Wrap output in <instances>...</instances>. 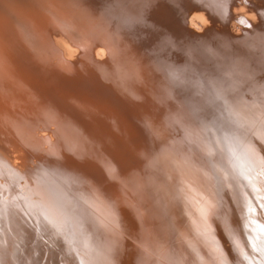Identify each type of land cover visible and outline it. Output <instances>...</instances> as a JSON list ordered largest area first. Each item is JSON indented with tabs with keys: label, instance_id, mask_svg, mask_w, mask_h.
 <instances>
[{
	"label": "rangeland",
	"instance_id": "rangeland-1",
	"mask_svg": "<svg viewBox=\"0 0 264 264\" xmlns=\"http://www.w3.org/2000/svg\"><path fill=\"white\" fill-rule=\"evenodd\" d=\"M263 65L264 0H0V264H264ZM118 88L126 94L120 107H131L137 115L134 122L133 117L124 121L137 126L138 143L131 150L138 151L137 157L119 151L125 166L115 186L124 192L125 179H131L135 188L125 190L132 196L124 192L127 197H114L109 204L100 191L107 180H94L89 203L79 192L87 184L82 172L104 163L92 154L96 148L88 143L89 133L78 130L82 122L67 120L79 112L83 93L114 104ZM102 107L89 105L88 115H103ZM63 108L68 112L56 118ZM62 123L73 125L72 131ZM125 139L124 148L130 145ZM43 195L53 204L44 205ZM92 202L99 213L92 212ZM111 210L119 212L117 217L110 218ZM71 215L87 224L80 221V228Z\"/></svg>",
	"mask_w": 264,
	"mask_h": 264
},
{
	"label": "bare ground",
	"instance_id": "bare-ground-1",
	"mask_svg": "<svg viewBox=\"0 0 264 264\" xmlns=\"http://www.w3.org/2000/svg\"><path fill=\"white\" fill-rule=\"evenodd\" d=\"M111 1H112V0H111ZM99 3H100V2H99ZM128 4H129V3H128ZM237 11H238V10H237ZM235 12H236V11H235ZM47 13H48V12H47ZM100 14H101V13H100ZM100 14H99V15H100ZM102 14H103V13H102ZM102 14H101V15H102ZM245 14H246V13H245ZM101 15H100V16H101ZM243 15H244V14H243ZM102 16H104V15H102ZM93 17H94V16H93ZM109 17H110V16H109ZM139 17H140V16H139ZM103 18H105V16H104ZM111 18H112V16H111ZM114 18H115V17H114ZM88 19H90V18H88ZM98 19H99V18H98ZM112 19H113V18H112ZM253 19H254V18H253ZM253 19H252V20H253ZM83 20H84V19H83ZM94 20L97 21V19H94ZM175 20H176V19H175ZM87 21H88V20H87ZM102 21H103V20H102ZM92 22H93V20H92ZM99 22H100V21H99ZM93 23H94V22H93ZM89 25H90V24H89ZM92 26H93V25H92ZM89 27H90V26H89ZM106 28H107V27H106ZM261 28H262V27H261ZM92 29H93V28H92ZM92 31H93V30H92ZM222 31H223V30H222ZM108 32H109V30H108ZM262 32H263V31H262ZM97 34H98V33H97ZM223 34H224V33H223ZM254 34H255V33H254ZM109 35H110V34H109ZM122 35H123V34H122ZM124 35H125V34H124ZM219 35H220V34H219ZM225 35H226V34H225ZM259 35H260V33H259ZM125 36H126V38L128 37L127 34H126ZM222 36H223V35H222ZM114 37H115V36H114ZM118 37H119V36H118ZM63 38H64V37H63ZM122 38H123V37H122ZM130 38H131V37H130ZM201 38H202V37H201ZM201 38H200L199 40H201ZM211 38H213V37H211ZM217 38H219V37H217ZM120 39H121V38H120ZM123 39H125V38H123ZM220 39H221V38H220ZM106 40H107V39H106ZM62 41H63V40H62ZM179 41H180V40H179ZM196 41H197V40H196ZM213 41H214V40H213ZM65 42H66V41H65ZM65 42H64V43H65ZM185 42H186V41H185ZM192 42H193V41H192ZM55 43H56V42H55ZM64 43H63V44H64ZM107 43H108V42H107ZM199 43H200V42H199ZM201 43H202V41H201ZM217 43H218V42H217ZM61 44H62V43H61ZM87 44H88V43H87ZM118 44H119V43H118ZM203 44H204V43H203ZM212 44H213V43H212ZM215 44H216V43H215ZM111 45H112V44H111ZM112 46H114V45H112ZM191 46H192V45H191ZM117 47H118V46H117ZM194 47L197 48V46H195V45H194ZM198 47H199V46H198ZM204 47H205V44H204ZM208 47H209V46H208ZM212 47H213V46H212ZM71 48H72V47H71ZM113 48H114V47H113ZM5 49H6V48H5ZM66 49H67V48H66ZM72 49H73V48H72ZM202 49H203V48H202ZM202 49H201V50H202ZM212 49H214V48H212ZM187 50H188V49H187ZM196 50H197V49H196ZM204 50H205V49H204ZM207 50H209V49H207ZM210 50H211V49H210ZM214 50H215V49H214ZM156 51H157V50H156ZM191 51H192V50H191ZM187 52H188V51H187ZM71 53H72V52H71ZM160 53H161V52H160ZM198 53H199V52H198ZM210 53H211V52H210ZM59 54H60V53H59ZM196 54H197V53H196ZM198 55H199V54H198ZM199 56H200V55H199ZM206 56H208V54H207ZM209 56H210V55H209ZM60 57H61V56H60ZM122 57H123V56H122ZM181 57H182V56H181ZM164 58H165V57H164ZM201 58H202V57H201ZM254 58H255V57H254ZM86 59H87V58H86ZM199 59H200V58H199ZM66 60H67V59H66ZM89 60H90V59H89ZM162 60H163V59H162ZM200 60H201V59H200ZM202 60H203V59H202ZM87 61H88V60H87ZM89 62H90V61H89ZM162 62H163V61H162ZM164 62H165V60H164ZM206 62H207V61H206ZM104 63H105V62H104ZM190 63H191V62H190ZM262 63H263V61H262ZM100 64H101V63H100ZM150 64H151V63H150ZM167 64H168V63H167ZM184 64H185V63H184ZM197 64H199V63H197ZM204 64H205V63H204ZM89 65H90V64H89ZM169 65H170V63H169ZM179 65H180V64H179ZM181 65H183V64H181ZM92 66H93V65H92ZM104 66H105V65H104ZM133 66H134V65H133ZM189 66H190V65H189ZM260 66H261V65H260ZM263 66H264V65H263ZM99 67H102V66H99ZM129 67H130V66H129ZM131 67H132V66H131ZM131 67H130V68H131ZM173 67H174V66H173ZM58 68H59V67H58ZM189 68H190V67H189ZM96 69H97V68H96ZM132 69H133V68H132ZM154 69H155V68H154ZM203 69H204V68H203ZM106 70H107V69H106ZM207 70H208V69H207ZM128 71H131V70H128ZM87 72H88V71H87ZM105 72H106V71H105ZM116 72H117V71H116ZM201 72H202V69H201ZM203 72H204V71H203ZM206 73H207V72H206ZM250 73H251V72H250ZM112 74L114 75V73H112ZM118 74H119V73H118ZM150 74H151V73H150ZM169 74H170V73H169ZM257 74H258V73H257ZM257 74H256V75H257ZM260 74H261V73H260ZM119 75H120V74H119ZM119 75H118V76H119ZM59 77H60V76H59ZM72 77H73V76H72ZM120 77H121V76H120ZM204 77H205V76H204ZM133 78H134V77H133ZM48 79H49V78H48ZM160 79H161V78H160ZM132 80H133V79H132ZM131 82H132V81H131ZM153 82H154V81H153ZM149 83H150V82H149ZM112 84H113V83H112ZM147 84H148V83H147ZM152 84H153V83H152ZM153 85H154V84H153ZM112 86H114V85H112ZM118 86H119V84H118ZM160 87H161V86H160ZM163 87H164V86H163ZM113 88L115 89V87H113ZM120 88H121V86H120ZM120 88H118V90H116V91H118L117 96H118L119 102L117 103V101H115L114 104H110V103H108V102H102V101H99L98 98L96 97V95H94V93H90V95H92V97L88 96L87 93H86V94L83 93V95H84L85 97H83V99L79 102V103L81 104V105H80V108H79V112H80V113L78 112L76 115L71 113V116H72L71 118H72L73 120L70 121V120H69L70 118L67 120V121H69V122L75 121V123H76V122H77V123H78V122H80V123L82 122V124H79V123H78L80 126H79L78 124H77V125L75 124L76 127L74 126L73 130H75V128L77 129V126H79V127H78V130H80V129L82 128L81 132H82V131H83V132L86 131V133H89L88 135H90L89 138H90L91 140H90V142H88V143H89V145H91L90 147H93L92 145H94L95 147H93V148H96V149H94L95 152L92 151V154L94 153L93 155L96 157L97 161L100 160V161H102V163H104V164H102V165L100 164V166H97L96 168H93V169H90V170H88L89 167H86L87 169H85L84 172H82L84 178H86L85 180H86L87 184H84L83 186H79V187H80V191H79L77 188H76V189H77L79 192L84 193V195L88 197V199H87V197H85V196H84V197L81 196V197L85 198L87 201L90 200L89 197H95V194H94L95 191H94V189H93L91 183H93L94 180H96L97 182H100L102 179H105V180H107V181L105 182L106 185H105V183H104L103 186H104V185H105V186H104L103 188H100V189H101L100 191H101L102 193L105 192L106 197L109 198V199H107V200H109V202H111V201H112L111 199H114V197H115V199H116L117 196L119 197V196H121V195H122V196L126 195L125 193H127V195L132 196V195L130 194L131 192H130L129 190H127V191H129V192H125V190H126L127 188L129 189V188L132 187V185H133V184H132V185L129 184V182H128V181L131 180V179H125V181L127 180V182H128V183L126 182V184H127L126 186H128V187H127V188H126V187L124 188V192H125V193L122 192V190H121L122 187H121V188L119 187L120 189H117V187L115 186V185H117L118 180L121 178V175H120V170H122L121 167H124V166H125V165H124V166H121V164H120V162H119V161L122 162V161L125 159L124 157H123V159L119 158V157H121V156H119V151L121 150V152H122V149H123V153H124L125 150H126V151L128 150V151H127L128 153H130V152L133 151V154H132V155H135L134 152L136 151L135 153H137V151H138L137 148H136V150H131V149H135V146H136L137 143H138V142H137V139H134V134H135L134 132L137 131V129H136L137 126H136V125H133V124H132V125H129V124H128L129 126H127V122H128V121H127V122L124 121V120H128L129 117H133V118H129V119H130L132 122H134L135 119H136V116H137V115H136V112H135L134 109H133V111L131 110V109H132L131 107H127L128 109H126L125 105H124V107H123L124 109H123L122 107H120V106L122 105L121 103L124 102V96H122V95H126V94H122V95H121V93L123 92V89H122V92H120V91H119ZM123 88H124V87H123ZM129 88H130V87H129ZM129 88H128V89H129ZM184 88H185V87H183V89H184ZM199 88H200V87H199ZM9 89H11V88H9ZM128 89H127V90H128ZM14 91H15V90H14ZM85 91H87V90H85ZM88 91H89V90H88ZM4 92H5V91H4ZM11 92H12V91H11ZM119 92H120V93H119ZM129 92H130V91H129ZM160 92H161V91H160ZM8 93H9V92H8ZM12 93H13V92H12ZM14 93H15V92H14ZM124 93H125V91H124ZM17 94H18V93H17ZM47 94H49V93H47ZM51 94H52V93H51ZM134 94H135V93H134ZM193 94H194V93H193ZM197 94H198V93H197ZM49 95H50V94H49ZM139 95H140V94H139ZM64 96H65V95H64ZM134 96H135V95H134ZM199 96H200V95H199ZM2 97H3V96H2ZM129 97H130V95H129L127 98H129ZM45 98H46V97H45ZM88 98H89V99H88ZM131 98H132V95H131ZM194 98H195V96H194ZM3 99H5V98H3ZM3 99H2V100H3ZM61 99H62V98H61ZM134 99H135V98H134ZM134 99H130V100H134ZM136 99H138V97H137ZM42 100H43V99H42ZM62 100H63V99H62ZM125 100H126V99H125ZM127 100H128V99H127ZM172 100H173V99H172ZM190 100H192V99H190ZM0 101H1V100H0ZM45 101H47V100H45ZM59 101H60V100H59ZM122 101H123V102H122ZM151 101H152V100H151ZM3 103H4V102H3ZM51 103H52V102H51ZM55 103H56V101H55ZM125 103H126V102H125ZM156 103H158V102H156ZM164 103H165V102H164ZM171 103H172V102H171ZM171 103H169V104H171ZM5 104H6V102H5ZM5 104H4V107H6ZM140 104H142V103L140 102ZM149 104H150V103H149ZM165 104H166V103H165ZM177 104H178V103H177ZM0 105H1V104H0ZM7 105H8V104H7ZM89 105H102L103 107H102V109H100L99 111L102 112L103 115L101 114V116L90 117V116L88 115V113H89V111H88V106H89ZM129 105H130V104H129ZM135 105H136V103H135ZM146 105H147V104H146ZM153 105H154V104H153ZM153 105H152V106H153ZM155 105H156V104H155ZM159 105H160V104L158 103V107H157V109H159L158 112L160 111V113H161L162 110H160V108H161L162 105L160 106V108H159ZM137 106H138V104H137ZM147 106H148V105H147ZM152 106H151V107H152ZM174 106H175V105H174ZM148 107H149V106H148ZM148 107H147V108H148ZM153 107H154V106H153ZM93 108H94V107H93ZM130 108H131V109H130ZM143 108H144V107H143ZM155 108H156V106H155ZM167 108H168V107H167ZM167 108H166V110H168ZM0 109L2 110V108H0ZM63 109H64L63 111H61V112H57V117H56V118L61 117L62 115H65L66 112H68V111H66L65 108H63ZM129 109H130V111H128ZM157 109H156V110H157ZM162 109H163V108H162ZM164 109H165V108H164ZM164 109H163V110H164ZM7 110H9V109L7 108ZM60 110H62V109L60 108ZM103 110H105V114H104ZM126 110H127L128 112H127ZM147 110H148V112H149V109H147ZM151 110H152V109H151ZM156 110H155V111H156ZM1 112H2V111H1ZM9 112H10V111H9ZM126 112H127V113H126ZM156 112H157V111H156ZM169 112H170V111H169ZM5 113H6V112H5ZM10 113H12V112H10ZM143 113H144V112H143ZM152 113H153V112H152ZM154 113H155V112H154ZM163 113H165V112H163ZM173 113H174V112H173ZM8 114H9V113H8ZM140 114H141V113H140ZM165 114H168V112H166ZM182 114H183V113H182ZM6 115H7V114H6ZM11 115H12V114H11ZM95 115H96V114H95ZM174 116H175V115H174ZM15 117H16V116H15ZM15 117H14V118H15ZM118 117H119V118H118ZM127 117H128V118H127ZM149 117H150V116H149ZM161 117H163V116L161 115ZM161 117H160V118H161ZM12 118H13V117H12ZM120 118H121L122 120H121ZM164 118H165V116H164ZM9 119H10V117H9ZM54 119H55V118H54ZM54 119L52 118V120H54ZM150 119H151V118H150ZM10 120H11V119H10ZM137 120H139V119L137 118ZM143 120H144V119H143ZM156 120H157V119H156ZM55 121H56V119H55ZM61 121H64V120L61 119ZM61 121H60V122H61ZM67 121L65 120L64 122H65V124L68 125L69 122L67 123ZM141 121H142V120H141ZM176 121H177V120H176ZM144 122H145V121H144ZM160 122H161V120H160ZM186 122H187V121H186ZM139 123H140V122H139ZM139 123H138V124H139ZM62 124H63V123H62ZM65 124H63V126L66 127V129L69 127V128H70V129H69V132L72 131L71 128L73 127V125H71V127H70V126L67 127ZM70 124H71V123H70ZM70 124H69V125H70ZM143 124H144V123H143ZM154 124H155V123H154ZM60 125H61V124H60ZM139 126H140V125H139ZM148 126H149V125H148ZM152 126H153V125H152ZM158 126H159V125H158ZM158 126H157V127H158ZM64 127H63V128H64ZM80 127H81V128H80ZM144 127H145V126H144ZM147 128H148V127H147ZM64 129H65V128H64ZM65 131H66V130H65ZM67 131H68V129H67ZM75 131H76V130H75ZM75 131L73 132L74 134H75ZM156 131H157V130H156ZM63 132H64V131H63ZM81 132H80L79 134H80L81 136H83V135H82L83 132H82V134H81ZM148 132H149V131H148ZM148 132H147V133H148ZM152 132H153V131H152ZM152 132H149V133H152ZM159 132H160V131H159ZM76 133H77L76 135H78V136L80 137V135L78 134V131H77ZM86 133H85V134H86ZM157 133H158V131H157ZM65 134H66V133H65ZM85 134H84V135H85ZM33 135H34V134H33ZM33 135H32V136H33ZM76 135H74V137H75ZM149 135H150V134H149ZM153 135H154V134H153ZM176 135H177V134H176ZM43 136H44V135H43ZM69 136H71V134H70ZM128 136H131V137H128ZM164 136H165V135H164ZM59 137H60V135H58V138H59ZM86 137H87V139H89L87 135L84 136L85 139H86ZM149 137H150V136H149ZM76 138H78V137H76ZM125 138H130V140H128L129 142H127V145H128V144H130V145L127 146L126 148H124V147L126 146V145H125V144H126V142H125L126 139H125ZM166 138H167V137H166ZM42 139H43V138H42ZM63 139H64V138H63ZM81 139H82V138H81ZM81 139H80V140H81ZM124 139H125V141H124ZM132 139H134V140L132 141ZM38 140H39V139H37V141H38ZM45 140H46V139H45ZM65 140H67V139H65ZM157 140H158V139H157ZM35 141H36V139H35ZM35 141H34V142H35ZM60 141H61V140H60ZM78 141H79V140H78ZM169 141H170V140H169ZM44 142H45V141H44ZM44 142H43V143H44ZM58 142H59V140H58ZM61 142H62V141H61ZM124 142H125V143H124ZM134 142H135V143L137 142L136 145H135ZM164 142H165V141H164ZM72 143H73V142H72ZM75 143H76V142H75ZM148 143H149V142H148ZM148 143H147V144H148ZM159 143H160V142H159ZM70 144H71V143H70ZM144 144H145V142H144ZM152 144H154V143H152ZM40 145H41V144H40ZM57 145H60V144H57ZM75 145H76V144H75ZM89 145H88V146H89ZM145 145H146V144H145ZM145 145H144V146H145ZM27 146H28V145H27ZM60 146H61V145H60ZM86 146H87V145H86ZM144 146H143V147H144ZM63 147H64V146H63ZM67 147H69V146H67ZM67 147H66V148H67ZM72 147H73V146H72ZM83 147H84V145H83ZM138 147H139V146H138ZM143 147H142V148H143ZM51 148H52V147H51ZM51 148H49V149H51ZM58 148H59V146H58ZM58 148H56V149H58ZM81 148H82V146H81ZM148 148H149V147H148ZM157 148H158V147H157ZM85 149H86V148H85ZM91 149H92V148H91ZM166 149H168V148H166ZM62 150H63V149H62ZM66 150H67V149H66ZM75 150H76V149H75ZM141 150H142V149H141ZM141 150H140V151H141ZM146 150H147V149H146ZM4 152H5V151H4ZM6 152H7V151H6ZM51 152H52V150H51ZM51 152H50V153H51ZM55 152H56V151H55ZM58 152H59V151H58ZM76 152H77V151H76ZM116 152H117V153H116ZM127 152H125V153H127ZM150 152H151V151H150ZM158 152H159V151H158ZM165 152H166V151H165ZM226 152H227V151H226ZM7 153H8V152H7ZM52 153H53V152H52ZM64 153H65V152H64ZM67 153H68V152H67ZM71 153H72V152H71ZM71 153H70V154H71ZM77 153H78V152H77ZM123 153H122V155H123ZM151 153H152V152H151ZM156 153H157V152H156ZM160 153H161V152H160ZM57 154H60V153H57ZM68 154H69V153H68ZM116 154H118V156H116ZM142 154H143V153H142ZM144 154H145V153H144ZM157 154H158V153H157ZM157 154H156V156H157ZM54 155H55V154H54ZM42 156H43V155H42ZM65 156H66V154H65ZM72 156H73V155H72ZM74 156H75V155H74ZM158 156H159V155H158ZM9 157H10V156H9ZM68 157H69V156H68ZM75 157H76V156H75ZM79 157H80V156H79ZM128 157L130 158V157H133V156H128ZM134 157H137V154H136ZM160 157H162V156H160ZM53 158H55V157H53ZM57 158H58V157H57ZM57 158H56V159H57ZM59 158H60V157H59ZM62 158H65V157H62V156H61V159H62ZM81 158H82V157H81ZM145 158H146V157H145ZM8 159H9V158H8ZM50 159H51V157H50ZM56 159H55V160H56ZM68 159H69V158H68ZM86 159H87V158H86ZM133 159H134V158H133ZM55 160H54V161H55ZM58 160H59V159H58ZM66 160H67V159H66ZM74 160H75V159H74ZM131 160H132V159H131ZM131 160H130V161H131ZM151 160H153V159H151ZM156 160H157V159H156ZM71 161H72V160H71ZM60 162H61V161H60ZM128 162H129V161H128ZM57 163H58V162H57ZM57 163H56V164H57ZM125 163H126V162H125ZM9 164H10V163H9ZM11 164H12V163H11ZM58 164H59V163H58ZM127 164H128V163H127ZM148 164H149V163H148ZM85 165H86V164H85ZM160 165H161V164H160ZM12 166H13V164H12ZM62 166H63V165H62ZM126 166H127V165H126ZM138 166H139V165H138ZM148 166H149V165H148ZM156 166H157V165H156ZM14 168H15V167H14ZM55 168H56V167H55ZM55 168H54V169H55ZM131 168H132V167H131ZM144 168H145V167H144ZM157 168H158V167H157ZM83 169H84V168H83ZM125 169H126V168H125ZM125 169L123 168L124 171H125ZM159 169H160V166H159ZM162 169H163V168H162ZM60 170H61V169H60ZM87 170H88V171H87ZM100 170H101L102 172H100ZM126 170H127V169H126ZM160 170H161V169H160ZM6 171H7V170H6ZM77 171H78V170H77ZM81 171H83V170H81ZM117 171H118V173H117ZM124 171H123V172H124ZM129 171H130V170H129ZM129 171H128V172H129ZM142 171H143V170H142ZM154 171H155V170H154ZM154 171H153V172H154ZM64 172H65V170H64ZM97 172H100V174H97ZM115 172H116V174H114ZM123 172H121V173H123ZM132 172H133V171H132ZM144 172H145V171H144ZM14 173H15V172H14ZM55 173H56V172H55ZM57 173H58V172H57ZM57 173H56V174H57ZM74 173H75V172H74ZM77 173H78V172H77ZM136 173H137V172H136ZM65 174H66V173H65ZM67 174H68V173H67ZM123 174H124V173H123ZM3 175H4V174H3ZM63 175H64V174H63ZM75 175H76V174H75ZM115 175H116V177H115ZM124 175H125V174H124ZM128 175H129V174H128ZM130 175H131V174H130ZM138 175H139V174H138ZM148 176H149V175H148ZM0 177H1V176H0ZM6 177H8V176H6ZM19 177H20V176H19ZM102 177H103V178H102ZM117 177H118V178L120 177V178L117 179ZM131 177H132V176H131ZM2 178H3V177H2ZM2 178H0V179H2ZM9 178H10V177H9ZM66 178H67V177H66ZM125 178H129V177L125 176ZM48 180H49V179H48ZM60 180H61V179H60ZM64 180H65V179H64ZM71 180H72V179H71ZM132 180H133V182H135V180H134L133 178H132ZM146 180H147V179H146ZM153 180H154V179H153ZM21 182H22V181H21ZM90 182H91V183H90ZM150 182H151V181H150ZM3 183H4V182H3ZM65 183H67V182H65ZM118 183H120V182H118ZM131 183H132V182H131ZM135 183H136V184H134L135 186L137 185V183L140 184L137 180H136ZM16 184H17V183H16ZM46 184H47V183H46ZM49 184H50V183H49ZM90 184H91V185H90ZM123 184H124V183H123ZM12 185H13V184H12ZM67 185H68V184H67ZM72 185H73V183H72ZM81 185H82V183H81ZM140 185H141V184H140ZM19 186H20V185H19ZM47 186H48V185H47ZM51 186H52V185H51ZM62 186H63V185H62ZM70 186H71V185H70ZM70 186H69V187H70ZM96 186H97V185H96ZM117 186H118V185H117ZM120 186H122V185H120ZM129 186H130V187H129ZM141 186H142V185H141ZM162 186H163V185H162ZM45 187H46V186H45ZM53 187H54V186H53ZM74 187H77L76 184H75ZM97 187H98V186H97ZM133 187H134V186H133ZM133 187H132V188H133ZM1 188H2V187H1ZM5 188H7V187H5ZM71 188H72V187H71ZM134 188H135V187H134ZM138 188L140 189V191L143 190V189L141 190V187H138ZM146 188H147V187H146ZM146 188H144V189H146ZM156 188H157V187H156ZM61 189H62V188H61ZM147 189H148V188H147ZM165 189H166V187H165ZM21 190H22V189H21ZM34 190H35V189H34ZM52 190H53V189H52ZM74 190H75V189H74ZM135 190H136V189H135ZM135 190H134V191H135ZM137 190H138V189H137ZM150 190H151V189H150ZM6 191H7V189H6ZM9 191H10V189H9ZM12 191H13V190H12ZM15 191H16V190H15ZM70 191H71V190H70ZM96 191H97V190H96ZM131 191H132V190H131ZM134 191H133V192H134ZM154 191H155V190H154ZM156 191H157V190H156ZM13 192H14V191H13ZM108 192H109V193H108ZM164 192H165V191H164ZM14 193H15V192H14ZM14 193H13V194H14ZM33 193H34V192H33ZM39 193H40V192H39ZM81 193H79V194L81 195ZM102 193H101V194H102ZM119 193H120V194H119ZM123 193H124V195H123ZM128 193H129V194H128ZM135 193H136V191H135ZM135 193H134V194H135ZM137 193H139V192H137ZM151 193H152V192H151ZM71 194H73V193H71ZM74 194H75V193H74ZM76 194H78V192H77ZM76 194H75V195H76ZM140 194L142 195V192H141ZM0 195H1V194H0ZM14 195H16V194H14ZM48 195H49V194H48ZM50 195H54V192H53V194H50ZM82 195H83V194H82ZM138 195H139V194H137V196H138ZM143 195H146V194H144V192H143ZM143 195H142V196H143ZM4 196H5V193H4ZM8 196H9V195H8ZM43 196H44V197L41 199V201L46 199V198H45V195H43ZM46 196H47V195H46ZM69 196H70V195H69ZM73 196H74V195H73ZM122 196H121V197H122ZM137 196H135V199H136V200L138 199ZM139 196H140V195H139ZM148 196H149V195H148ZM48 197L50 198V197H52V196H48ZM70 197H71V196H70ZM78 197H79V196H78ZM103 197H104V196H103ZM106 197H104V199H105ZM124 197H127V196H124ZM136 197H137V198H136ZM160 197H161V196H160ZM7 198H8V197H7ZM9 198H10V197H9ZM12 198H13V197H12ZM83 198H82V199H83ZM122 198H123V197H122ZM129 198H130L129 200H131L132 197H129ZM139 198H140V197H139ZM146 198H147V197H146ZM151 198H152V197H151ZM175 198H176V197H175ZM5 199H6V198H5ZM120 199H121V198H120ZM126 199H127V198H126ZM133 199H134V198H133ZM181 199H182V198H181ZM6 200H7V199H6ZM14 200H15V199H14ZM50 200L52 201V198H50V199L48 200L49 202H48L47 199H46V203H45V201L43 202L44 205H46L47 203H49L50 205L53 204V202H51ZM59 200H60V199H59ZM140 200H141V199H140ZM156 200H157V199H156ZM7 201H8V200H7ZM7 201H5V202H7ZM11 201H12V200H11ZM53 201H54V199H53ZM84 201H85V200H84ZM114 201H115V200H114ZM116 201H119V200H116ZM124 201H125V200H124ZM147 201H148V200H147ZM147 201H146V202H147ZM180 201H181V200H180ZM14 202H15V201H14ZM73 202H74V201H73ZM90 202H91V200L89 201V203H90ZM112 202H113V201H112ZM112 202L109 203V204H112ZM140 202H141V201H140ZM144 202H145V201H144ZM12 203H13V202H12ZM113 203H114V202H113ZM122 203H123V202H122ZM122 203H121V204H122ZM131 203H132V201H131ZM92 204H93V207H94V209H95V206H94V203H93V202H92ZM92 204H91V205H92ZM109 204H108V205H109ZM117 204H118V203H116V205H117ZM142 204H143V203H142ZM8 205H9V203H8ZM57 205H58V204H57ZM91 205H90V206H91ZM95 205H96V203H95ZM116 205H115V206H116ZM118 205H119V204H118ZM126 205H127V204H126ZM14 206H15V205H14ZM73 206H74V205H73ZM110 206L115 207V206H113V205H110ZM120 206H121V205H120ZM124 206H125V205H124ZM131 206H134V204L131 205ZM143 206H144V205H143ZM146 206H147V205H146ZM79 207L81 208V206H79ZM91 207H92V206H91ZM93 207H92V208H93ZM97 207H99V210H100V207H101V206H97ZM97 207H96V208H97ZM104 207H105V206H104ZM127 207H129V205H128ZM127 207H126V208H127ZM192 207H193V205H192ZM10 208H11V207H10ZM19 208H20V207H19ZM80 208H79V209L77 208V209L80 210ZM82 208L84 209L85 207H82ZM101 208L103 209V207H101ZM122 208H124V207H122ZM130 208H131V207H129V208H127V209H130ZM133 208H134V207H133ZM141 208H142V207H141ZM141 208H140V209H141ZM176 208H177V207H176ZM15 209H16V208H15ZM77 209H76V211H77ZM111 209L114 210V208H111ZM96 210H97V212H98V209H95V210H93L92 212H95V213H96ZM119 210H120V207H119ZM119 210H118V211H119ZM125 210H126V209H125ZM131 210H137V209H135V208L132 209V208H131ZM131 210H129V213H130ZM141 210H142V209H141ZM144 210H145V209H144ZM74 211H75V210H74ZM74 211H72V213H74ZM76 211H75V214L77 213ZM85 211H87L86 208H85ZM88 211H89V210H88ZM88 211H87V212H88ZM101 211L104 212V209L101 210ZM101 211H100V212H101ZM105 211H106V210H105ZM160 211H161V210H160ZM160 211H159V212H160ZM166 211H167V210H166ZM12 212H13V211H12ZM80 212H81V211H80ZM106 212H107V211H106ZM106 212H105V213H106ZM112 212H113V213H112ZM121 212H122V211H121ZM121 212H120V214H121ZM134 212H135V211H134ZM134 212L132 211L131 215L134 214ZM150 212H151V211H150ZM84 213H85V212H84ZM88 213L90 214V211H89ZM98 213H99V212H98ZM118 213H119V212H118ZM118 213H115V214H114V211H112V210H111V214H110V212H108V214L111 215L110 218H111V217H117L116 215H117ZM125 213H126V212H125ZM166 213H167V212H166ZM106 214H107V213H106ZM120 214H119V215H120ZM136 214H137V213H136ZM3 215H4V214H3ZM14 215H15V214H14ZM78 215H80V216H81V215H82V216H86V214H80V213H79ZM78 215H77V216H78ZM90 215H91V214H90ZM90 215H89V217H90ZM101 215H102V214H101ZM101 215H100V216H101ZM112 215H114V216H112ZM141 215L143 216V214H141ZM144 215H145V214H144ZM158 215H159V213H158ZM173 215H174V214H173ZM73 216H74V215H73ZM73 216L71 215V218H72ZM77 216H76V217L74 216V219L77 218ZM80 216H78V217L80 218ZM102 216H103V215H102ZM104 216H105V215H104ZM107 216H108V215H107ZM122 216H123V215H121V217H122ZM135 216H137V215L134 214V217H135ZM161 216H162V214L159 215V217H161ZM165 216L168 217V213H167V215L164 214V217H163L164 219H165ZM97 217H98V216H97ZM108 217H109V216H108ZM146 217H147V216H146ZM155 217H156V216H155ZM159 217H157V220H158ZM172 217H173V216H172ZM185 217H186V216H185ZM1 218H2V217H1ZM71 218H68V219H71ZM79 218H78V220H79ZM84 218H85V217H84ZM86 218H88V217L86 216ZM118 218H120V217L118 216ZM118 218H117V219H118ZM126 218H127V217H126ZM131 218H132V217H131ZM147 218H148V217H147ZM161 218H162V217H161ZM161 218H160V219H161ZM163 218H162V220H164ZM74 219L72 218L71 221H74ZM80 219H81V218H80ZM97 219H98V218H96V220H97ZM99 219H100V218H99ZM104 219H106V222H105ZM104 219H103L104 222L107 223V218L104 217ZM134 219H135V220H134ZM134 219H133V220L136 221L137 218H134ZM151 219H152V218H151ZM154 219L156 220V218H154ZM160 219H159V220H160ZM167 219L169 220L170 217L167 218ZM167 219H166V222H168ZM78 220H77V221L75 220V221L78 222ZM84 220H85V219H83V221H84ZM96 220H95V221H96ZM100 220H101V219H100ZM103 220H102V221H103ZM109 220H111V219H108V221H109ZM114 220H115V219H114ZM119 220H120V219H118V221H119ZM6 221H8V220H6ZM75 221H74V222H75ZM80 221H82V220H80ZM80 221L78 222V223H79V224H78L79 227H80V225H82V224H80ZM83 221H82V222H83ZM87 221H88V220L86 219V221H85L86 223L83 222V225H84V224H87ZM97 221H99V220H97ZM97 221H96V223H98ZM102 221H100L98 224H100ZM112 221H113V220H112ZM152 221H154V220H152ZM169 221H171V220H169ZM172 221H173V220H172ZM189 221H190V220H189ZM200 221H201V220H200ZM207 221H208V220H207ZM69 222H70V220H69ZM93 222H94V221H93ZM115 222H116V220H115ZM120 222H121V221H120ZM122 222H123V221H122ZM132 222H133V221H132ZM132 222H131V224H132ZM154 222H155V221H154ZM158 222H160V221H158ZM161 222H162V221H161ZM163 222H165V221H163ZM201 222H202V221H201ZM71 223H72V222H71ZM91 223H92V221H91ZM94 223H95V222H94ZM94 223H92V224H94ZM96 223H95V227L98 226V225H96ZM102 223H103V222H102ZM105 223H104V227L106 226ZM109 223H110V222H109ZM112 223H113V222H112ZM133 223H135V222H133ZM136 223H138V221H137ZM136 223H135V225H136ZM183 223H184V222H183ZM188 223H189V222H188ZM73 224H74V223H73ZM73 224H72V225H73ZM88 224H89V223H88ZM107 224H108V223H107ZM138 224H139V223H138ZM150 224H151V223H150ZM162 224H163V223H162ZM164 224H165V223H164ZM164 224H163V225H164ZM166 224H167V223H166ZM175 224H177V222H175L174 225H175ZM180 224H181V223H180ZM180 224H179V225H180ZM76 225H77V224H76ZM89 225H90V228L87 227V226H89ZM89 225H86V226L82 227V229L86 227V228H87L86 231L88 230V228H89V230H91V228H92V227H91V224H89ZM100 225H101V224H100ZM110 225H111V224H110ZM128 225H129V224H128ZM135 225H134V226H135ZM156 225H157V222H156ZM171 225H172V223H171ZM174 225H173V226H174ZM179 225H178V227H179ZM181 225H183V224H181ZM192 225H193V224H192ZM192 225L190 224V228L192 227ZM4 226H6V225H4ZM68 226H69V225H68ZM92 226L94 227V225H92ZM112 226H113V225H112ZM115 226H116V225H115ZM120 226H121V225H120ZM129 226H131V225H129ZM166 226H167V225H166ZM176 226H177V225H176ZM186 226H187V224H186ZM8 227L10 228V225H9ZM76 227L78 228V226H76ZM109 227H110V226H109ZM124 227H125V226H124ZM131 227H132V226H131ZM152 227H153V226H152ZM157 227H158V226H157ZM159 227H160V225H159ZM162 227H163V226H162ZM169 227H170V226H168V228H169ZM182 227H183V226H182ZM184 227H185V225H184ZM184 227H183V229H184ZM2 228H3V227H2ZM9 228H8V230H9ZM51 228H52V227H51ZM72 228H73V227H72ZM80 228H81V227H80ZM100 228H101V229L103 228V224H102V227L100 226ZM100 228L97 227V229H99V230H100ZM138 228H139V227H138ZM172 228H173V227H172ZM172 228H171V231H173ZM180 228H181V227H180ZM180 228H178V229H180ZM188 228H189V226H188ZM190 228H189V230H191ZM75 229H76V228H75ZM82 229H79L78 231H80V230L82 231ZM94 229H95V228H94ZM94 229H92L93 231L91 230L90 232L92 233V232H94V231H97V229H96V230H94ZM166 229H167V228H166ZM6 230H7V228H6ZM8 230H7V231H8ZM69 230H70V228H69ZM83 230H84V229H83ZM103 230H104V228H103L102 230H100V231H103ZM105 230L108 231L109 229L106 228ZM112 230H114V228H113ZM112 230H110V231H112ZM116 230H117V229H116ZM139 230H140V228H139ZM139 230H138V231H139ZM161 230H162V228H161ZM161 230H160V232H162ZM185 230H186V229H185ZM195 230H196V229H195ZM214 230H215V229H214ZM66 231H67V230H66ZM73 231H74V230H73ZM73 231H72V232H73ZM75 231H76V230H75ZM86 231H84V232H86ZM120 231H122V230H120ZM154 231H155V230H154ZM163 231H165L164 228H163ZM166 231H167V230H166ZM166 231H165V233H166ZM171 231H169V232H171ZM175 231H178V230L175 229L174 232H175ZM187 231H188V230H187ZM40 232H41V231H40ZM46 232H47V231H46ZM48 232H49V231H48ZM69 232H70V231H68V233H69ZM90 232H89V233H90ZM105 232H106V231H105ZM113 232H114V231H113ZM116 232H117V231H116ZM116 232H115V233H116ZM128 232H129V231H128ZM131 232H132V231H131ZM136 232H137V231H136ZM139 232H140V231H139ZM157 232H158V230H157ZM180 232H181V231H180ZM207 232H208V231H207ZM66 233H67V232H66ZM68 233H67V235H68ZM79 233H80V232H79ZM89 233H85V234L89 235ZM91 233H90V234H91ZM94 233H97V232H94ZM100 233H101V232H100ZM102 233H104V232H102ZM107 233H109V231H108ZM110 233H112V232H110ZM155 233H156V231H155ZM172 233H173V232H172ZM172 233H171V234H172ZM178 233H179V232H178ZM178 233H176V234L178 235ZM182 233H183V232H182ZM182 233H180L181 237L184 236V235H182ZM184 233H185V232H184ZM188 233H189V232H188ZM47 234H48V233H47ZM74 234H76V233H74ZM80 234H81V233H80ZM112 234H114V233H112ZM126 234H128V233H126ZM136 234H137V233H136ZM138 234H139V233H138ZM138 234H137V235H138ZM160 234H161V233H160ZM167 234H168V233H167ZM189 234H190V233H189ZM189 234H188V235H189ZM69 235H70V233H69ZM69 235H68V236H69ZM78 235H79V234H78ZM81 235H82V234H81ZM83 235H84V233H83ZM100 235H102V234H100ZM104 235H105V233H104ZM116 235H118V234L116 233ZM124 235H125V234H124ZM134 235H135V234H134ZM134 235H132V237H133ZM158 235H159V234H158ZM185 235H186V233H185ZM191 235L194 236L193 233H192ZM212 235H213V233H212ZM126 236H128V235H126ZM192 236H191V237H192ZM195 236H197V235H195ZM51 237H52V236H51ZM76 237L78 238L77 235H76ZM81 237H82V236H81ZM99 237H100V236H99ZM106 237H108V236L106 235ZM119 237H120V236H118V238H117V236H116V239H119ZM122 237H123V235H122ZM135 237H136V236H135ZM138 237H141V236H138ZM138 237H137V238H138ZM148 237H149V236H148ZM154 237H156V236H154ZM154 237H152V240H153V241H154ZM159 237H160V236H159ZM187 237H188V236H187ZM5 238H6V237H5ZM83 238H85V237H83ZM83 238H80V239L82 240ZM109 238H110V237H109ZM129 238H130V237H129ZM137 238H136V239H137ZM156 238H157V237H156ZM192 238H194V237H192ZM239 238H240V237H239ZM85 239H86V238H85ZM97 239H98V238H97ZM126 239H127V238H126ZM140 239H142V238H140ZM162 239H163V238H162ZM184 239L186 240L185 237L183 238V241H184ZM194 239H196V238H194ZM204 239H205V238H204ZM221 239H222V238H221ZM7 240H8V239H7ZM7 240H6V242H4V241H3V242L6 244V243L8 242ZM78 240H79V238H78L77 241H75V242H74V240H73V245H75V243L78 242ZM81 240H80V241H81ZM83 240H84V239H83ZM100 240H101V239H100ZM100 240H99V241H100ZM102 240H103V239H102ZM104 240H105V239H104ZM109 240H110V239H109ZM120 240H121V239H120ZM128 240H130V239H128ZM128 240H127L126 242H129ZM142 240H143V239H142ZM156 240H157V239H156ZM192 240H193V239H192ZM198 240H200V239H198ZM80 241H79V242H80ZM96 241H97V240H96ZM112 241H113V240H112ZM112 241H111V242H112ZM133 241H134V239H133ZM138 241H139V239H138ZM162 241H163V240H162ZM183 241H182V242H183ZM194 241H195V240H194ZM208 241H209V240H208ZM20 242H21V241H20ZM57 242H58V241H57ZM116 242H118V240H116ZM119 242H120V241H119ZM119 242H118V244H120ZM124 242H125V241H124ZM130 242H132V240H131ZM190 242L192 243L191 240H190ZM190 242H189V243H190ZM206 242H207V241H206ZM218 242H219V241H217V243H218ZM1 243H2V242H1ZM8 243H9V242H8ZM101 243H102V242H101ZM104 243H105V242H104ZM113 243H114V242H113ZM134 243H135V242H134ZM138 243L140 244V242H138ZM152 243H153V242H152ZM152 243H151V244H152ZM154 243H156V241H154ZM170 243H171V242H170ZM183 243H184V242H183ZM187 243H188V239H187ZM233 243H234V242H233ZM2 244H3V243H2ZM5 244H4V245H5ZM118 244H117V246H119ZM123 244H124V243H123ZM123 244H122V245H123ZM131 244H132V243H131ZM131 244L128 243L127 245L130 246ZM147 244H148V243H147ZM161 244H162V242H161ZM88 245H89V244H88ZM97 245H98V244H97ZM113 245H114V244H113ZM120 245H121V244H120ZM134 245H136V243H135ZM157 245H158V244H157ZM190 245H192V244H190ZM190 245H189V246H190ZM203 245L206 246V244H203ZM218 245H219V243H218ZM111 246H112V245H111ZM161 246H162V245H161ZM161 246H160V247H161ZM164 246H165V244H164ZM106 247H108V244H107ZM109 247H110V246H109ZM109 247H108V248H109ZM126 247H127V246H126ZM136 247H137V246H136ZM148 247H149V246H148ZM167 247H168V246H167ZM220 247H221V246H220ZM220 247H219V248H220ZM104 248H105V247H104ZM113 248H114V247H112V249H113ZM115 248H116V246H115ZM118 248H120V247H118ZM131 248H132V247H131ZM131 248L128 247V248H127L128 250H127V249H126V250H127V251H131V250H130ZM134 248H135V246H134ZM137 248H138V247H137ZM174 248H175V247H174ZM183 248H184V247H183ZM209 248H210V247H209ZM120 249H121V248H120ZM139 249H140V248H139ZM142 249H143V248H142ZM142 249H140V250H142ZM148 249H149V248H148ZM180 249H181V248H180ZM105 250H106V248H105ZM136 250H137V249H136ZM136 250H135V251H136ZM160 250H161V249H160ZM168 250H169V247H168ZM206 250H207V249H206ZM213 250H214V249H211V252H212ZM222 250H223V249H222ZM110 251H112L111 248H110ZM115 251H116V250H115ZM117 251H118V250H117ZM119 251H120V250H119ZM132 251H134V250H132ZM135 251H134V252H135ZM153 251H156V250H153ZM162 251H164V250H162ZM166 251H167V249H165V252H166ZM185 251H186V250H185ZM199 251H200V250H199ZM235 251H236V250H235ZM0 252H1V251H0ZM103 252H104V251H103ZM108 252H109V251H108ZM113 252H114V251H112V254H113ZM124 252H125V250H124ZM144 252H145V251H144ZM160 252H161V251H160ZM168 252H169V251H168ZM191 252H192V251H191ZM195 252H196V251H195ZM202 252H203V250H202ZM209 252H210V251H209ZM223 252H225V250H224ZM89 253H90V252H89ZM118 253H119V252L113 254L112 256H113V257H118V256H119V258H118L119 260L117 259L118 261H120V258H121V260H123L124 257H121V256H122V255L120 256L121 253H119V254H118ZM125 253H126V252H125ZM125 253L122 252V254H124V256L127 255V253H126V254H125ZM129 253H130V252H129ZM212 253H213V252H212ZM214 253H216V252H214ZM92 254H93V252H92ZM92 254H91V255H92ZM133 254H134V253H133ZM133 254H132V255H133ZM137 254H138V253H137ZM158 254H159V253H158ZM164 254H165V253H164ZM166 254H167V253H166ZM169 254H170V253H169ZM197 254H198V253H197ZM222 254H224V253H222ZM227 254H228V253H227ZM7 255H8V254H7ZM96 255H97V254H96ZM96 255H95V256H96ZM99 255H100V254H99ZM105 255H106V254H105ZM110 255H111V254H110ZM114 255H115V256H114ZM146 255H147V254H146ZM174 255H175V254H174ZM3 256H4V255H3ZM95 256H94V254H93V257H95ZM135 256H136V254H135ZM213 256H214V255H213ZM218 256H219V255H218ZM218 256H217V257H218ZM113 257H111V258H113ZM125 257H126V256H125ZM128 257H130V256H128ZM197 257H198V256H197ZM202 257H203V256H202ZM215 257H216V255H215ZM215 257H214V258H215ZM221 257H222V256H221ZM227 257H230V256H227ZM227 257H226V259H228ZM231 258H232V257H231ZM96 259H97V258H96ZM125 259H126V258H125ZM125 259H124V261H126ZM135 259H137V258L135 257ZM166 259H167V258H166ZM166 259H165V260H166ZM185 259H186V258H185ZM201 259H202V258H201ZM219 259H220V258H219ZM223 259L226 260L225 258H223ZM111 260H112V259H111ZM111 260H110V261H111ZM113 260H115V258H113ZM113 260H112V261H113ZM117 260H116V261H117ZM152 260H153V259H152ZM206 260L208 261L207 258H206ZM221 260H222V259H221ZM229 260H230V259H229ZM4 261H5V260H4ZM118 261H117V262H118ZM210 261H211V260H210ZM232 261H233V260H232ZM93 262H94V261H93ZM97 262H98V261H97ZM114 262H115V261H114ZM221 262H222V261H221ZM119 263H120V262H119ZM142 263H143V262H142ZM149 263H150V262H149ZM153 263H154V262H153ZM208 263H209V261H208ZM217 263H218V262H217ZM5 264H6V262H5ZM111 264H112V263H111ZM113 264H115V263H113ZM117 264H118V263H117ZM120 264H121V263H120ZM151 264H152V263H151ZM211 264H212V263H211ZM215 264H216V263H215ZM225 264H226V263H225ZM239 264H240V263H239Z\"/></svg>",
	"mask_w": 264,
	"mask_h": 264
},
{
	"label": "snow or ice",
	"instance_id": "snow-or-ice-1",
	"mask_svg": "<svg viewBox=\"0 0 264 264\" xmlns=\"http://www.w3.org/2000/svg\"><path fill=\"white\" fill-rule=\"evenodd\" d=\"M241 23H243V21H241Z\"/></svg>",
	"mask_w": 264,
	"mask_h": 264
}]
</instances>
